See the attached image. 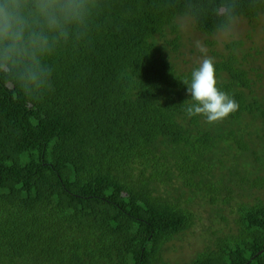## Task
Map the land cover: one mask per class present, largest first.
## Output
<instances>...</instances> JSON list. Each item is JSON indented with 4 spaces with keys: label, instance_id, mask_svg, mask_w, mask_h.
Here are the masks:
<instances>
[{
    "label": "trees",
    "instance_id": "1",
    "mask_svg": "<svg viewBox=\"0 0 264 264\" xmlns=\"http://www.w3.org/2000/svg\"><path fill=\"white\" fill-rule=\"evenodd\" d=\"M120 3L129 16L97 17L84 41L48 59L41 99L0 83V264H170L163 251L193 225L195 199L226 206L231 185L264 187L244 161L264 165V100L245 93L235 55L214 67L238 109L213 123L188 117L191 71L171 59L181 33L152 0ZM245 116L260 123V152L236 130ZM236 215L231 234L174 264H264V203Z\"/></svg>",
    "mask_w": 264,
    "mask_h": 264
},
{
    "label": "clouds",
    "instance_id": "2",
    "mask_svg": "<svg viewBox=\"0 0 264 264\" xmlns=\"http://www.w3.org/2000/svg\"><path fill=\"white\" fill-rule=\"evenodd\" d=\"M116 7L122 17L131 14L120 0H0V83L29 100L41 99L52 86L48 59L84 41L95 19ZM150 7L168 16L178 33L195 35L211 21L206 35L193 40L201 54L198 66L181 80L191 100L184 101L187 116L213 123L235 112L237 101L217 87L215 59L204 39L219 46L235 40L248 15L264 20V0H152Z\"/></svg>",
    "mask_w": 264,
    "mask_h": 264
},
{
    "label": "rangeland",
    "instance_id": "3",
    "mask_svg": "<svg viewBox=\"0 0 264 264\" xmlns=\"http://www.w3.org/2000/svg\"><path fill=\"white\" fill-rule=\"evenodd\" d=\"M197 31L195 35L181 33L180 47L177 53L171 55L173 63L181 71L190 72L198 66L201 54L193 46L195 38H203ZM208 46V55L215 59V64L222 62L230 54L235 55L238 67L245 71L247 79L250 81L251 89H247L245 93L249 98L256 100H264V20L254 19L249 21L245 19L242 23L238 36L235 40L219 46L211 38L204 39ZM232 42H240L241 45L230 51L227 45ZM222 78H227L226 74H222ZM260 123L253 122L248 116L237 125L236 130L247 133L244 140L255 151H261V141L254 135L257 132ZM249 134V135H248ZM234 153V152H233ZM250 164V168L260 170L254 171L255 176L264 178V165L262 167L258 162L244 160ZM249 168V169H250ZM236 189L231 185L233 190L232 201L229 205H224L220 197L217 203L211 205L205 199H195L194 208L195 219L191 228L176 237L165 246L163 251V260L167 263H181L193 259L198 253L203 252L206 248L212 247L214 242L221 240L225 235H229L234 231V219L237 217V205L254 204L256 202L264 203V187L259 189ZM221 216L226 218L222 220Z\"/></svg>",
    "mask_w": 264,
    "mask_h": 264
}]
</instances>
